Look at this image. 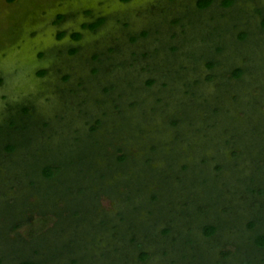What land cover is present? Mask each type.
I'll list each match as a JSON object with an SVG mask.
<instances>
[{
    "label": "rangeland",
    "instance_id": "rangeland-1",
    "mask_svg": "<svg viewBox=\"0 0 264 264\" xmlns=\"http://www.w3.org/2000/svg\"><path fill=\"white\" fill-rule=\"evenodd\" d=\"M199 1L0 0V264H264V0Z\"/></svg>",
    "mask_w": 264,
    "mask_h": 264
},
{
    "label": "trees",
    "instance_id": "trees-1",
    "mask_svg": "<svg viewBox=\"0 0 264 264\" xmlns=\"http://www.w3.org/2000/svg\"><path fill=\"white\" fill-rule=\"evenodd\" d=\"M213 2V0H200L199 1V7H201V8H205V7H208L209 5H211V3ZM104 21H105V18H100L98 21H96V22H93V24H92V27L91 28H97L98 26H100V25H102L103 23H104ZM65 34V32H63L62 34L60 33V36H63ZM75 51V50H74ZM48 70H42L41 71V73H46ZM244 72V68H238V69H236L234 72H233V74H234V76L235 77H239V76H241L242 75V73ZM3 77H1L0 76V84L3 82ZM222 96L224 95L223 93L221 94ZM219 99V98H218ZM259 100H257V99H255V100H249L248 101V103H247V105L246 106H244V109H245V111H246V113H245V117H244V119H246V122H245V124H244V127H245V129L243 128V130L245 131V132H254V133H256L257 131H259V136H264V114H259L260 113V110H259V108H260V104L261 103H259L258 102ZM18 114H14V116L12 117L13 119L16 117V119H17V116ZM257 115V116H256ZM231 118V120H227V119H222L223 121H220L223 125L225 124V125H228V126H234V128H235V130H236V132H237V130H240V126H239V124L237 123V122H234V121H237L236 120V117L235 116H232V117H230ZM32 121L31 122H34V125L33 126H30V127H28L29 129H30V133L29 134H27L26 136H27V140H25V141H18L17 139H14V140H16V142H13V141H11V142H9L8 143V145H7V148H8V150H10V151H12V150H14V149H16L17 147H18V145H22L24 142L25 143H28L29 142V138H31V137H35L37 134H35L34 135V133H33V130H31L32 128H34L35 130H36V126H35V124H37V120H35V119H31ZM241 123V122H240ZM237 124V125H236ZM242 126V125H241ZM93 128H95V127H93ZM223 128V127H222ZM262 132V133H261ZM237 134L238 135H236L237 137L240 135V133H238L237 132ZM240 137V136H239ZM9 138H11V137H9ZM12 139V138H11ZM87 146H88V143L86 144ZM240 157V156H239ZM243 157H245V154H243ZM242 156H241V158H243ZM120 160L121 161H124V160H126L127 159V155L126 154H123V155H121L120 157ZM63 163H61V165H62ZM63 165H65V164H63ZM184 167H187V164L186 165H184ZM218 168H220V169H222L223 168V164H219V167ZM59 168L57 167V168H55L53 165H47L45 168H44V174L47 176V177H51V176H54L55 174H56V170H58ZM232 169V171H234V168H231ZM142 172L139 170V171H137V173H135L136 174V176L134 177V178H136L135 179V181L134 182H130L129 184H127V185H130L131 183L133 184L134 183V186L136 187V186H140V188H142V187H145L144 186V183L142 184V185H140L138 182H141L142 180H143V182L147 179L145 176H143L142 174H141ZM203 173V171L202 172H198L197 173V175H196V179H194L193 180V184H196L197 183V181L199 182V180H197V179H199V177H205V181H204V183H207L208 181H211V180H213L211 177L212 176H209L208 174H202ZM206 173H207V170H206ZM199 175V176H198ZM142 179V180H141ZM256 180V179H255ZM259 181V180H258ZM213 182V181H212ZM228 183H230V182H228ZM262 183V182H261ZM261 183H259L258 182V188H261V191L264 193V184H261ZM263 183H264V180H263ZM239 186H240V183H239ZM207 188H209V186H206V189H205V191H207ZM218 189V190H217ZM257 189V188H256ZM255 189V190H256ZM127 191V190H126ZM211 191H213L214 193H213V198H212V201H211V203L209 204V207L211 206V205H213V206H215L216 205V202H217V200H219L221 197H222V192H224L223 190H222V192H221V189L215 184V185H212V190ZM216 193V194H215ZM218 193V194H217ZM132 194V193H131ZM159 197V195L158 194H154L153 195V198H158ZM262 204V206H263V201H260L259 202V204ZM232 206V205H231ZM262 209V211L260 212V214H258L257 216H255L252 220H250V222L248 223V225H249V228L251 229V230H253V229H255L256 228V226H261L262 224L264 225V208L262 207L261 208ZM221 222V221H220ZM219 222V223H220ZM169 230H171V228H167V229H165V231H169ZM219 230H220V225L217 223H210V224H207L205 227H204V232H205V234L207 235V236H214V235H217L218 234V232H219ZM256 231V230H255ZM256 235H255V239H254V243L258 246V247H262V248H264V230H261V231H256V233H255ZM221 244H224L222 241L220 242ZM148 254L146 253V252H144V253H142V257L143 258H146V256H147ZM17 264H42V262L41 261H38V260H34V259H25V260H22V261H20L19 263H17Z\"/></svg>",
    "mask_w": 264,
    "mask_h": 264
}]
</instances>
